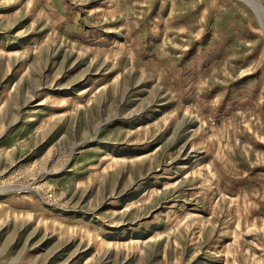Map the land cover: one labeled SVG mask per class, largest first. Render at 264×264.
Returning <instances> with one entry per match:
<instances>
[{
  "label": "rangeland",
  "instance_id": "374dc122",
  "mask_svg": "<svg viewBox=\"0 0 264 264\" xmlns=\"http://www.w3.org/2000/svg\"><path fill=\"white\" fill-rule=\"evenodd\" d=\"M0 264H264V0H0Z\"/></svg>",
  "mask_w": 264,
  "mask_h": 264
},
{
  "label": "bare ground",
  "instance_id": "6f19581e",
  "mask_svg": "<svg viewBox=\"0 0 264 264\" xmlns=\"http://www.w3.org/2000/svg\"><path fill=\"white\" fill-rule=\"evenodd\" d=\"M249 1V0H248Z\"/></svg>",
  "mask_w": 264,
  "mask_h": 264
}]
</instances>
